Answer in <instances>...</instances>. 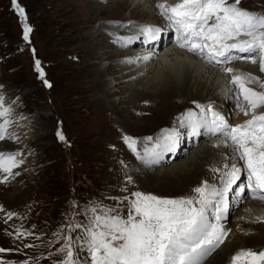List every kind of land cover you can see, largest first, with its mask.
I'll list each match as a JSON object with an SVG mask.
<instances>
[{"label":"rangeland","instance_id":"1","mask_svg":"<svg viewBox=\"0 0 264 264\" xmlns=\"http://www.w3.org/2000/svg\"><path fill=\"white\" fill-rule=\"evenodd\" d=\"M17 3L25 10L27 24L32 28V32L29 34V40L25 41L22 19L12 0H0V95L4 97L5 105H10L13 109V123L9 133L14 132L12 135L18 138L8 139L10 147L0 152H21L25 163L13 170V181L9 177L6 187L8 191L3 197L0 195V205L4 208V212H0V248L11 250L0 253V260L3 264H24L25 261L29 264H53V261L62 258L63 254L57 253V249L64 243L63 240L57 243L54 233L59 231L62 224L82 222L84 217L80 213L87 205L99 202L109 208H118L126 214L128 204L121 201L134 191L174 198L192 195L195 187L182 189L176 185L167 191L168 189L162 187L164 182L159 180L158 183L156 180L144 178L147 176V170H156L166 165L168 167L177 162L149 166L148 163L137 159L123 142L124 135L134 137L140 141L137 146L141 150L140 147L147 141L145 138L154 139L152 132L157 126L160 127L153 124V120L156 122L157 119L152 117L154 110L158 108L155 103L139 100L128 108L118 105L117 113L107 110L97 113L98 106L93 98L101 95L96 94L90 87L87 89L79 86L77 76L84 84L89 81L81 73L82 65L73 62L72 66L66 65L70 60H77L73 53L80 52L77 41L66 43L63 37L65 33H70L72 28L67 27L68 21L73 17L72 13L65 15L67 0H17ZM240 7L264 14V0H241ZM128 15L125 9L114 8L93 16L95 18L92 23L98 21L99 25H113ZM138 47L139 45L135 48ZM137 51L139 49L135 52ZM36 60L41 62L40 66L45 73L43 79L36 71ZM113 60L119 62L117 57L110 62ZM243 61L245 60L241 62ZM110 62L103 63L101 67L104 68ZM237 62L240 60L231 63ZM231 63L221 66L208 64L221 69ZM118 79L122 80L121 77ZM44 80L51 83L52 87H47ZM234 91L238 92L239 89L232 88V92ZM125 96H128V93ZM217 98L220 100L216 107H222V98ZM182 101L174 99L172 102L178 106ZM190 104L174 110L170 114V120L162 124L161 129L165 126L171 127L177 117L184 113V109L189 110ZM239 113L242 115L240 111ZM23 120L28 123L29 131L26 128L19 132L18 125ZM125 122L129 126L124 127L122 124ZM173 129L180 132L178 126ZM58 130L65 135L64 142L58 139ZM200 135L201 129L198 130L197 137ZM6 139L0 141V148L4 146ZM208 139V135L200 139L195 147ZM147 142L150 145L155 143ZM181 146L177 145L174 152H179ZM195 147L189 148L183 158L191 156V150L196 149ZM166 160L169 162V156H166ZM5 175L0 172V179ZM220 178L218 187H222L221 180L227 177L222 175ZM201 180L199 184H195L196 187L201 185ZM243 206H236L229 218L233 220L239 215ZM8 211L18 215L5 223V213ZM17 229L31 235L16 238ZM77 234L79 230L72 233L74 237ZM28 244L34 247H26ZM235 253L233 250L230 258ZM85 255L81 253L82 258Z\"/></svg>","mask_w":264,"mask_h":264},{"label":"snow or ice","instance_id":"2","mask_svg":"<svg viewBox=\"0 0 264 264\" xmlns=\"http://www.w3.org/2000/svg\"><path fill=\"white\" fill-rule=\"evenodd\" d=\"M12 3L22 19L23 39L28 41L32 28L27 24L25 10L17 0ZM240 4L241 0L231 3L229 0H179L169 5L165 0L156 7L170 22L181 49L217 65L248 60L253 65L258 64L259 72L264 73V14L242 8ZM164 31L146 25L141 27L140 35L146 40L157 41ZM128 39L117 37L118 41ZM138 59L149 61L152 57ZM40 63L36 60L35 68L43 79L45 73ZM223 71L229 75L234 69L224 67ZM44 83L52 87L47 80ZM230 83L239 89L233 98L235 108L244 116H250L243 123L232 125L224 114L214 110L212 104L202 105L195 101L198 111L189 109L177 117L181 126L190 128L194 135L201 128L219 134L225 147L234 150L231 159L242 162L239 166L236 162L223 166L229 170L224 172L227 179L221 180L222 187L203 181L192 190V195L174 198L134 191L121 201L128 204L126 214L99 202L89 204L80 213L84 217L82 222L62 224L54 233L56 242L63 240L64 243L57 249V253L63 254L62 258L53 264H203L224 243L229 230L221 220L229 211V193L241 200L264 202V79L252 73H241L232 75ZM250 85H258V88ZM227 91L231 93L232 89ZM12 113V107L5 105V99L0 95V141L18 139L9 133ZM163 133L157 148L170 150L178 144V131L165 129ZM57 137L61 142L66 139L60 130ZM122 139L137 159L146 164L160 155L155 150H145L141 154L137 146L140 141L134 137L124 135ZM145 139L151 141L152 137ZM22 156L21 152H0V172L6 174L0 183H7L13 170L25 163ZM242 176L244 180L237 185ZM233 185H237L235 190ZM0 212H4L2 205ZM16 215L6 212L5 223ZM76 230L79 234L74 237L72 233ZM27 235L31 233L16 230V238ZM25 246L34 247L32 244ZM7 251L11 250L0 248V253ZM81 253L86 255L82 258ZM0 264H3L2 260ZM230 264H264V250L240 249L233 254Z\"/></svg>","mask_w":264,"mask_h":264},{"label":"bare ground","instance_id":"3","mask_svg":"<svg viewBox=\"0 0 264 264\" xmlns=\"http://www.w3.org/2000/svg\"><path fill=\"white\" fill-rule=\"evenodd\" d=\"M161 2H165V0H102V2L98 0H67L65 15L72 13L73 19L71 18L67 23V27H72L70 33H65L63 37L66 43L77 41L80 52L78 54L73 53L77 60L75 62L67 60L68 63L66 65L72 66L73 63L82 65L81 73L89 81L84 84L80 82V77L77 76L80 83L79 86L82 88L87 87V89L90 87L97 92L96 94L101 95L93 98L98 106L97 113L101 110L115 111L117 113L118 105H125L128 108L130 105H135L139 100L140 102L142 100V102L155 103V106L158 107L157 111L154 110L152 114L154 119L157 118L156 122L153 120L154 126L160 125V127L157 126L155 128L154 133L152 132L154 139L151 141L155 143L150 145L149 142L144 141L143 146L140 147V152L144 154L145 150L154 148L153 150L160 153L158 157L147 164L152 167L160 163H177L168 167L166 165L156 170H147L145 174L147 176L144 178L150 179V181L156 180L158 183L159 180L164 182L162 187L166 190L168 189L167 191H170L176 185L182 189L188 186L196 187L195 184H199L201 179H203L201 182L208 181L211 182L210 185L218 187L220 177L229 170L223 167L225 164L231 165V163L236 162L238 166L242 165V162L231 159L234 150L231 147H225L224 139L219 134L209 133L204 128H201V135L197 137V134L194 135L190 128L181 126L178 119L173 122L171 127L165 126L164 129H161V125L170 120V114L174 110L185 108L189 103H191L189 109H195L194 101L202 105L212 104L214 110L224 114L232 125L243 123L250 116L244 117L243 114L240 115L239 109L234 106L233 98L237 92L228 93L227 91L229 88H237L230 83L231 76L241 73H252L264 79V73L259 72L258 64L253 65L248 60L243 62L240 60V62L226 66L234 69L233 73L226 75L223 71L224 67L221 69L213 68L209 65L212 63L205 62L199 56H194L185 50H181L176 42V34L174 37L172 36V40L170 37L166 38L168 28L161 25L164 23L165 18L156 7V4ZM177 2L179 0H167L169 5ZM114 8L125 9L129 15L123 16L124 18L120 21L116 20L117 23L114 22L113 25H99L98 21H93L94 23H92V19L95 18L93 16L111 11ZM146 25L161 27L165 30L162 33L160 46V40L156 42L149 41L140 35L141 27ZM117 37L129 39L127 41H118ZM125 43L126 46H121ZM135 45H139V47L135 48ZM99 49L100 51H98ZM138 49L139 51L135 52ZM116 57L117 59L119 58V62L117 60L110 62L111 59ZM141 57H152V59L149 61L139 60L138 58ZM128 60H138V62L127 63ZM106 62L110 63L102 68L101 66ZM119 77L122 78L121 81L117 80ZM252 86L258 88V85ZM127 93L128 96H125ZM143 96L145 98H142ZM217 96H220L223 100L222 107H216L217 102L220 100ZM112 98L118 99L119 104ZM174 99L183 101L176 106L172 102ZM215 99L217 100L216 102L214 101ZM229 108L233 109L229 110ZM124 111L126 112V110ZM185 112L186 110L184 109ZM122 125L125 127L128 124L125 122ZM177 126L180 128L177 145L183 146H181L180 151L174 152L177 149V145L170 150L157 148L156 144L162 142L163 130H171ZM26 128L29 131L28 123L24 120L21 121L18 125V131L22 132ZM148 128L150 127L148 126ZM10 133L14 134L12 131ZM207 135L210 139L203 143L201 142V145L195 147L196 143L200 139L207 137ZM8 139L5 140L4 146L0 148V151H5L8 146L10 147ZM192 147L196 149L191 150V156L184 159L183 156L186 151H189L188 149ZM166 156H169V162L165 161ZM213 169H220V171H213ZM13 177H11L12 181ZM8 184V182L0 183V195L2 197L8 191L6 189ZM235 188L233 186V190ZM241 204L244 206L239 215L235 216L233 220L229 218L234 208ZM257 217L261 219L258 221ZM212 219L215 222L214 218ZM221 223L229 230L228 235L224 243L212 252L203 263L208 258L210 259L206 264H225L228 261L230 262V255L233 250L236 252L246 248L254 251L264 250V202L257 199L241 200L230 192L229 211L226 214V218L221 220Z\"/></svg>","mask_w":264,"mask_h":264}]
</instances>
